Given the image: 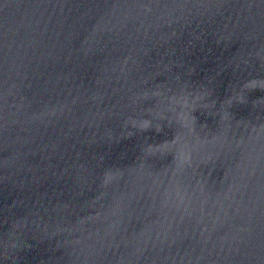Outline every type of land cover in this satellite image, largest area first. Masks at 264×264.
<instances>
[{
    "label": "water",
    "instance_id": "1",
    "mask_svg": "<svg viewBox=\"0 0 264 264\" xmlns=\"http://www.w3.org/2000/svg\"><path fill=\"white\" fill-rule=\"evenodd\" d=\"M0 264H264V0H0Z\"/></svg>",
    "mask_w": 264,
    "mask_h": 264
}]
</instances>
